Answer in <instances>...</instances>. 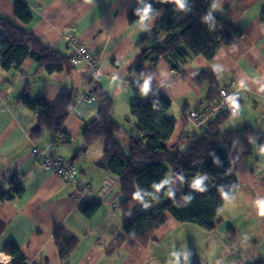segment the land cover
Instances as JSON below:
<instances>
[{
  "label": "crops",
  "instance_id": "obj_1",
  "mask_svg": "<svg viewBox=\"0 0 264 264\" xmlns=\"http://www.w3.org/2000/svg\"><path fill=\"white\" fill-rule=\"evenodd\" d=\"M18 1L27 5L32 16L27 24L15 15ZM146 1L0 0V16L57 48L75 66L73 70L50 73L39 68L36 60L27 58L20 70H9L0 58V224L4 225L0 232V264H13L11 254L5 251L9 242L22 250L25 264H40L44 260L48 264L226 262L217 255L211 257L217 250L216 245L223 246L214 238L218 226L207 231L196 224L180 222L167 213V221L147 242L125 234V221L138 211L148 210L150 205L145 201L131 203L126 214L120 206L124 198L120 178L104 189L110 173L103 162L104 142L96 140L85 146L82 130L99 112L90 83L95 75L94 63L99 65L100 75H95L99 84L114 96L113 117L126 129L135 123L132 104L137 100L144 102L156 91L172 99L167 112L176 120L169 140L171 145L184 136L202 133L210 120L217 119L221 111L212 114L204 126L196 127L188 114L209 102V84L199 78L198 70L220 72L222 88L232 91L239 108L224 120L222 130L254 127L249 136L250 151L247 154L237 151L232 156L231 172L239 180L237 193L247 203L249 238L242 250L236 230L231 229L230 250L235 252L230 264H255L258 259H264V142L258 139L259 134L264 135V21L261 17L264 0H215V14L234 22L242 32L212 58L203 55L190 58L181 71L173 70L162 60L157 65L148 62L139 72H131L130 66L141 55L138 42L164 13L161 10L147 21H130V12L140 10ZM80 45L88 48L89 57L75 63L73 57ZM24 74L32 81V100L43 98L53 105L61 94L75 92L60 131L43 127L36 136L33 134L38 114L21 102ZM121 140L126 143V135ZM34 146L73 164L76 178L63 179L46 169L33 155ZM171 180L169 173L167 182ZM4 190L6 196L1 195ZM86 202H99L90 216L82 208ZM59 227L78 239L77 246L64 261L54 239ZM182 255H188L189 261L183 262Z\"/></svg>",
  "mask_w": 264,
  "mask_h": 264
},
{
  "label": "trees",
  "instance_id": "obj_2",
  "mask_svg": "<svg viewBox=\"0 0 264 264\" xmlns=\"http://www.w3.org/2000/svg\"><path fill=\"white\" fill-rule=\"evenodd\" d=\"M215 3V0H147L140 10L133 9L130 21H147L161 10L164 13L138 42L141 55L129 70L139 72L148 62L157 65L164 60L173 70L181 71L188 59L199 55L212 58L223 45L233 43L241 35V28L215 14ZM15 15L26 24L32 20L22 1L16 3ZM261 17L264 21V8ZM0 31L3 32L0 58L6 69L20 70L27 58L36 60L39 68L50 73L75 69L61 51L12 20L0 16ZM198 76L209 84L207 100H218L222 88L220 72L199 69ZM92 77L91 90L99 103V112L82 130L85 146L96 140L104 142L103 162L120 178L124 196L120 206L126 214L131 203L145 201L150 205L148 210L138 211L125 221V234L147 242L167 221V213L180 222L193 223L207 231L215 229L221 221V208L239 188V180L231 172L233 153L250 151L249 136L254 127L246 125L223 131L224 120L233 113L221 111L202 133L184 136L171 145L176 120L167 114L173 104L167 94L156 91L148 100L133 103L135 123L126 129L113 117L114 96L99 84L95 75ZM31 84L26 78L21 102L38 114L33 134L36 136L43 127L60 131L75 92L67 91L49 105L43 98L31 99ZM123 134L128 138L126 143H122ZM258 139L264 142V135L259 134ZM1 195L6 196L7 191ZM98 206L99 202H86L82 208L90 216ZM3 227L0 224V232ZM54 239L63 261L78 243L63 227L54 232ZM5 251L11 254L13 264H25V255L14 242H9ZM255 264H264V259Z\"/></svg>",
  "mask_w": 264,
  "mask_h": 264
},
{
  "label": "built area",
  "instance_id": "obj_3",
  "mask_svg": "<svg viewBox=\"0 0 264 264\" xmlns=\"http://www.w3.org/2000/svg\"><path fill=\"white\" fill-rule=\"evenodd\" d=\"M89 57L88 48L85 45H80L76 55L73 57L75 63ZM95 75H100L99 65L94 63ZM239 110L237 104L234 102L232 91L227 88H221L220 97L216 101L208 102L199 110H192L188 114L189 120L196 127L204 126L210 119L212 114L219 111H230L237 113ZM33 155L39 158L46 169L54 171L63 179L74 180L77 175L76 167L73 164H68L63 161L60 156L52 155L47 150L34 146L32 149Z\"/></svg>",
  "mask_w": 264,
  "mask_h": 264
},
{
  "label": "rangeland",
  "instance_id": "obj_4",
  "mask_svg": "<svg viewBox=\"0 0 264 264\" xmlns=\"http://www.w3.org/2000/svg\"><path fill=\"white\" fill-rule=\"evenodd\" d=\"M128 139V138H127ZM126 148V146H125ZM125 152L127 150L125 149ZM221 221L218 224V230L215 235V239L221 241L223 246L219 244L217 246V250L213 253L211 252V257L214 258L215 255L221 257L222 261H226L224 264H230V261L233 260V254L235 251L230 250V245L232 243L233 237L231 236V229H235L237 232V243L242 248L245 249V245L247 243V225L249 224V218L247 216V203L242 200V196L240 193H237L236 196L225 203L222 208V212L220 211ZM195 225V224H194ZM256 238V237H255ZM257 239V238H256ZM226 244V245H225ZM254 253L257 252L256 249L252 250ZM240 252V251H238ZM188 255H182L181 260L183 262L189 261ZM202 261H204L203 254L200 255ZM192 264H196L195 262Z\"/></svg>",
  "mask_w": 264,
  "mask_h": 264
},
{
  "label": "water",
  "instance_id": "obj_5",
  "mask_svg": "<svg viewBox=\"0 0 264 264\" xmlns=\"http://www.w3.org/2000/svg\"><path fill=\"white\" fill-rule=\"evenodd\" d=\"M118 178L117 175H115L114 173L110 172L107 177H106V181L104 183V189H107L109 186L112 185V183Z\"/></svg>",
  "mask_w": 264,
  "mask_h": 264
},
{
  "label": "clouds",
  "instance_id": "obj_6",
  "mask_svg": "<svg viewBox=\"0 0 264 264\" xmlns=\"http://www.w3.org/2000/svg\"><path fill=\"white\" fill-rule=\"evenodd\" d=\"M178 2H179V0H178ZM145 87H147V85H145Z\"/></svg>",
  "mask_w": 264,
  "mask_h": 264
}]
</instances>
